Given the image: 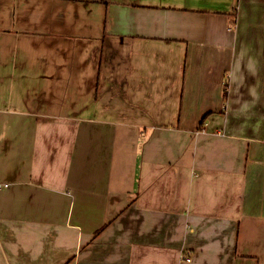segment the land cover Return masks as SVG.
<instances>
[{"label":"crops","instance_id":"obj_1","mask_svg":"<svg viewBox=\"0 0 264 264\" xmlns=\"http://www.w3.org/2000/svg\"><path fill=\"white\" fill-rule=\"evenodd\" d=\"M4 183L0 264H264V0H0Z\"/></svg>","mask_w":264,"mask_h":264},{"label":"built area","instance_id":"obj_2","mask_svg":"<svg viewBox=\"0 0 264 264\" xmlns=\"http://www.w3.org/2000/svg\"><path fill=\"white\" fill-rule=\"evenodd\" d=\"M7 185H8V184H6V183H4V184H2V185L0 184V188H1V187H4V186H7ZM182 256H183V258L188 259V257H187L186 255H182Z\"/></svg>","mask_w":264,"mask_h":264}]
</instances>
